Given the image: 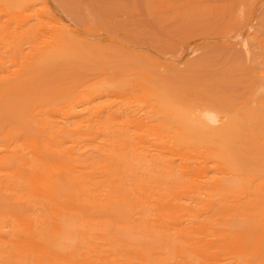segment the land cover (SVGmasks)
Wrapping results in <instances>:
<instances>
[{"label":"bare ground","instance_id":"obj_1","mask_svg":"<svg viewBox=\"0 0 264 264\" xmlns=\"http://www.w3.org/2000/svg\"><path fill=\"white\" fill-rule=\"evenodd\" d=\"M179 1L155 5L177 15ZM52 7L48 0H0V103L34 90L40 133L24 146L0 143L3 159L16 161L14 180L0 179V187L35 197L45 211L40 220L16 214L12 230L0 225V264H264V160L254 165L244 155L249 136L258 143L264 128V38L255 36L258 80L248 91L256 110L186 109L149 92L156 117L168 123L121 122L106 102L121 94L116 82L66 97L39 85V72L80 36ZM84 114L105 135L124 122L127 144L118 134L115 143L95 146L103 154L86 164L81 147L96 145L101 130L83 127ZM129 145L132 158L124 152Z\"/></svg>","mask_w":264,"mask_h":264},{"label":"rangeland","instance_id":"obj_2","mask_svg":"<svg viewBox=\"0 0 264 264\" xmlns=\"http://www.w3.org/2000/svg\"><path fill=\"white\" fill-rule=\"evenodd\" d=\"M48 1L62 20L76 25L80 36L39 72V85L45 86L46 92L66 97L97 82H116L123 87L120 96L117 94L120 100L117 95L106 96L110 97L108 101L102 100L107 102V108L121 114V122L131 116L150 118L152 125L168 121L156 117L149 92L186 109L214 104L243 115L258 108L256 103H250L248 91L258 80L256 63L260 54L255 36L264 38V0H194L199 8L193 6V0H183L192 17L179 1V15L171 13L175 20L170 19L174 16L169 9L164 11L158 4L156 9L155 0ZM57 5L65 12L56 9ZM198 11L204 12L205 18L197 16ZM63 14H69L74 22ZM33 91H21L0 103V143L17 139L24 146L30 137L40 135L39 118L32 110ZM82 119L83 127L101 130L96 145L81 147L87 156L86 164L91 165L103 154V149L95 146L115 143L118 134L122 135L120 143L127 144L124 122L113 126V134L105 135L100 122L88 121L87 114ZM260 130L259 142L249 136L244 152L254 165L264 160V128ZM51 131L47 130L49 134ZM130 150L131 145L124 150L128 158H132ZM3 157L0 150V179L14 180L16 165L10 164L16 161L10 163L11 159ZM44 212L42 202L35 197L20 196L0 187V225L6 229L14 228L18 213L40 220Z\"/></svg>","mask_w":264,"mask_h":264}]
</instances>
